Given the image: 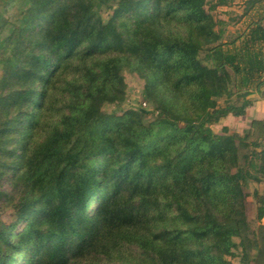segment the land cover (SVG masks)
<instances>
[{"label": "trees", "instance_id": "16d2710c", "mask_svg": "<svg viewBox=\"0 0 264 264\" xmlns=\"http://www.w3.org/2000/svg\"><path fill=\"white\" fill-rule=\"evenodd\" d=\"M232 1L0 0V264H264V119L212 128L264 87V0L224 39ZM123 71L151 109H103Z\"/></svg>", "mask_w": 264, "mask_h": 264}, {"label": "rangeland", "instance_id": "374dc122", "mask_svg": "<svg viewBox=\"0 0 264 264\" xmlns=\"http://www.w3.org/2000/svg\"><path fill=\"white\" fill-rule=\"evenodd\" d=\"M238 8L235 7L233 9H227L225 11H221L219 8L214 11V14L218 17H223L226 19L225 27V33H224V39H230L233 38L238 30L242 29V23L240 24V21L238 19L239 16ZM1 70V69H0ZM123 77L126 84V98L121 104H105L103 106V109H105L108 112H116L120 113L124 109L128 108H138L142 105V101L145 100L144 96L142 94V88H143V80L136 76L135 74L129 73L127 71H123ZM264 88V87H263ZM145 109H151V106L149 104H146L143 106ZM152 116L151 113L147 115V117ZM223 123H228L229 125L230 120H222V122H219L217 124H213L212 128L215 132H221V127L223 126ZM245 122H242V124ZM241 122L236 123L235 125L231 124V132L234 128H241ZM243 129V128H242ZM239 129V132L242 133L244 130ZM242 130V131H241ZM263 190L264 189V182L255 183L252 181H249L246 185L245 191H246V197H245V210L246 215L249 224L254 227L256 225L255 220V201L252 197V192L254 189ZM15 215L13 214V211L8 206H0V222L7 223V224H13L15 222ZM15 223L14 225H16ZM23 223L19 224L18 227H21ZM227 257L231 259L233 264H240L239 258L234 251H228Z\"/></svg>", "mask_w": 264, "mask_h": 264}, {"label": "crops", "instance_id": "0c3cea01", "mask_svg": "<svg viewBox=\"0 0 264 264\" xmlns=\"http://www.w3.org/2000/svg\"><path fill=\"white\" fill-rule=\"evenodd\" d=\"M237 7L238 11L241 13L242 11V0H233L230 4L228 5H220L217 7L221 10V11H225L227 9H233ZM239 13V14H240ZM244 18H242L240 21V24L242 23ZM264 91V88H262V93ZM261 92L258 91H254L250 94V98L252 99V105H250L245 113L243 115L240 116H233L231 118H229L230 123L232 124H236L238 122H245L241 125V128H234V130L232 129V131H236L239 132V129H248L251 126V121L253 118H262L264 119V96ZM227 118L221 119L219 122H222V120H226ZM231 124L229 125L228 123H223V126H227L229 132H231ZM241 130V131H242ZM220 133V132H219ZM264 182V180L262 181ZM262 222L264 224V218L262 219Z\"/></svg>", "mask_w": 264, "mask_h": 264}, {"label": "built area", "instance_id": "2783aa9c", "mask_svg": "<svg viewBox=\"0 0 264 264\" xmlns=\"http://www.w3.org/2000/svg\"><path fill=\"white\" fill-rule=\"evenodd\" d=\"M141 103L143 106H145L147 104L145 101H142Z\"/></svg>", "mask_w": 264, "mask_h": 264}]
</instances>
